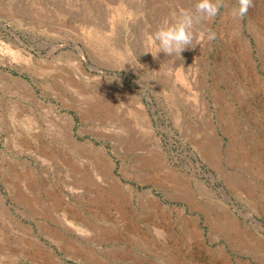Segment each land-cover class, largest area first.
<instances>
[{
  "label": "rangeland",
  "instance_id": "1",
  "mask_svg": "<svg viewBox=\"0 0 264 264\" xmlns=\"http://www.w3.org/2000/svg\"><path fill=\"white\" fill-rule=\"evenodd\" d=\"M196 2L0 0V264H264V0L155 55Z\"/></svg>",
  "mask_w": 264,
  "mask_h": 264
},
{
  "label": "clouds",
  "instance_id": "2",
  "mask_svg": "<svg viewBox=\"0 0 264 264\" xmlns=\"http://www.w3.org/2000/svg\"><path fill=\"white\" fill-rule=\"evenodd\" d=\"M251 0H238L237 6L232 9L234 17L243 18ZM220 10L219 0H197L194 10H185L179 14L177 20L169 24L163 23L155 34L149 38V48L155 49V55L161 51L168 57H180L183 50L193 43L194 28L204 20L214 18ZM206 39H216V33L209 31ZM152 55V51H148Z\"/></svg>",
  "mask_w": 264,
  "mask_h": 264
},
{
  "label": "bare ground",
  "instance_id": "3",
  "mask_svg": "<svg viewBox=\"0 0 264 264\" xmlns=\"http://www.w3.org/2000/svg\"><path fill=\"white\" fill-rule=\"evenodd\" d=\"M177 2V1H176ZM126 7V6H125ZM120 13H126V11H125V9L123 8V7H121V9H120ZM104 38V37H103ZM93 40H94V43H98L97 41H99L100 42V45L101 44H103V40H102V38L100 37L99 39H96L95 37H93ZM125 49V48H124ZM126 50V49H125ZM123 52H124V50H123ZM3 53L4 54H7V55H9V57H10V62H13V64H14V62L16 63V64H26V65H29V66H31L32 65V59L28 56V55H23V54H21V53H19V52H17V51H11V50H3ZM130 59V58H129ZM5 61V60H4ZM35 62V61H34ZM40 63V62H39ZM15 64V65H16ZM25 65V66H26ZM75 65L77 66V68H78V62H76L75 63ZM43 66V65H42ZM46 68V67H45ZM49 68V67H48ZM42 69V68H41ZM44 70V69H43ZM5 78H3V77H1L2 79H5V80H9V82H15L16 84H18V81L22 84V86H21V88L19 87V89H21L22 90V92H23V94L26 96V99H28V100H31V101H34L35 99H34V97L32 96V92H31V90L28 88V85L26 84V82L25 81H20V80H18V79H15V78H11L8 74H5ZM10 78V79H9ZM11 80V81H10ZM12 85H14V84H12ZM72 85V84H71ZM17 86L18 85H16V88H17ZM12 87V86H11ZM15 87V86H14ZM101 89H103L104 90V88L102 87ZM22 94V95H23ZM101 100V99H100ZM35 102V101H34ZM37 106H38V108L39 109H42V105H40V104H37V103H35ZM34 104V105H35ZM47 107V106H46ZM108 107V106H107ZM110 107V106H109ZM105 110L106 111H104L105 112V116L107 117V118H110V117H112L113 116V114H115L114 112H112L111 111V108H105ZM126 110V109H125ZM30 112H32V111H30ZM16 113V112H15ZM46 113V112H45ZM133 114H135V116L138 118V119H140L141 120V122L142 123H145V126L146 127H148V125L146 124V119H145V112H144V110H143V108L142 107H137L136 109H135V111H133ZM17 115H19V114H17ZM21 115V114H20ZM43 115H44V113H43ZM47 115H49L50 117L52 116L51 115V113L49 112V111H47ZM130 115V114H129ZM49 116H47V117H49ZM24 118L26 119V121L28 122V123H30L31 125H32V123H34V120H35V116H34V114L33 113H28L27 115H24ZM46 121V120H45ZM50 121V120H49ZM53 121H54V118H53ZM122 123V122H121ZM49 124H51V123H49ZM52 124H53V122H52ZM31 125H29L30 127H31ZM149 131V130H148ZM148 131H146V132H148Z\"/></svg>",
  "mask_w": 264,
  "mask_h": 264
}]
</instances>
